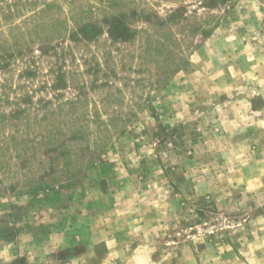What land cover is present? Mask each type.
<instances>
[{
    "label": "rangeland",
    "instance_id": "rangeland-1",
    "mask_svg": "<svg viewBox=\"0 0 264 264\" xmlns=\"http://www.w3.org/2000/svg\"><path fill=\"white\" fill-rule=\"evenodd\" d=\"M0 264H264V0H0Z\"/></svg>",
    "mask_w": 264,
    "mask_h": 264
}]
</instances>
